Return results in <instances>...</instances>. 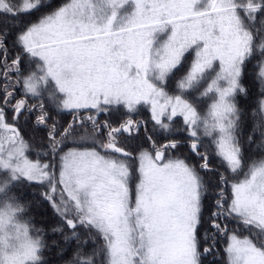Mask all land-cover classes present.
Masks as SVG:
<instances>
[{"label": "rangeland", "instance_id": "374dc122", "mask_svg": "<svg viewBox=\"0 0 264 264\" xmlns=\"http://www.w3.org/2000/svg\"><path fill=\"white\" fill-rule=\"evenodd\" d=\"M36 3L25 2L20 13L28 15ZM9 10L8 3L0 0V15ZM11 14L9 18H20ZM21 19L15 23L14 39L31 64L37 59L35 68L40 73L25 80L28 94L51 97L50 89L55 87L62 110L85 115L75 124L83 126L76 136L88 143L91 138L99 140L104 150H68L58 168L32 160L26 140L7 120L9 112L12 121L25 114L55 128L60 118L43 114L40 104L34 105L35 111L38 108L34 115L27 114L29 102L7 98L0 102V167L44 184V195L70 226L99 230L104 264H199V207L203 188L211 192L209 181L202 180L208 168L198 151L200 132L214 140V156L232 173L241 174L245 165L246 148L242 141H234L231 117L233 99L237 94L247 96L240 82L252 43L240 7L233 0H67L60 6L52 4L36 19ZM257 62L259 57L250 58L247 70ZM186 67L189 72L183 84ZM259 67L264 82V59ZM207 71L214 75L198 85ZM171 76L177 80V84L171 81L174 92L167 86ZM194 90L204 91L207 97L199 101L204 103L199 110L191 104ZM260 105L264 109V97ZM2 106L9 109L7 116ZM107 108L126 112L132 119L110 126L105 119L112 115L103 116ZM200 109L207 116L200 115ZM144 117L159 129L165 121L176 119L189 125L190 140L182 142L191 143V148L174 140L151 149V143L132 146L139 143L131 139L141 126L148 127ZM86 120L92 127L84 125ZM51 137L59 139V134L53 132ZM181 154L196 160L197 172L179 158ZM251 166L242 174L244 179L231 184L232 211L253 224L254 240H258L231 232L224 240L227 264H264V163ZM13 207L0 208V264H33L40 244ZM228 231L222 229L221 235Z\"/></svg>", "mask_w": 264, "mask_h": 264}, {"label": "trees", "instance_id": "16d2710c", "mask_svg": "<svg viewBox=\"0 0 264 264\" xmlns=\"http://www.w3.org/2000/svg\"><path fill=\"white\" fill-rule=\"evenodd\" d=\"M3 1L8 3L10 10L8 13L0 15L2 21L0 30L3 28L0 32V102L3 103L7 98H18L19 100L29 102V105H31V108L26 111L27 114L33 113L34 115L38 110V108H36L37 110L35 111L34 105L40 104L45 109L43 110L42 107L39 108L40 111H44L43 114H47L58 120L60 118L59 122H55L59 127L55 128L53 124H42L41 119L37 123L35 121L37 116L31 117L29 115L26 117L24 111L19 115L20 117L24 114V117L19 118L17 121H12L9 112L7 120H9L11 124L16 125L20 136L22 139L26 140L29 157L32 160L37 159L48 163L50 162L55 168H58L61 164L60 162H62L61 157L63 158L64 152L68 150L93 148L102 152L104 150L100 147L102 143L98 144L96 142L99 140L95 141L94 138H91L92 140L88 143L85 142L84 139L79 138V136H76L77 133L82 132L83 126L77 128L75 124L78 120L82 122V118L85 115L80 113L67 114L68 111L62 110L60 103L57 102L60 100H58L59 95L55 87H51L50 89L53 93L51 97H48V93L36 96L31 95L32 93L28 94L25 80L32 76L36 79L40 75L35 68L37 59H33L34 61L31 64L28 55L24 53V49L19 44L18 40L14 39L15 35H17L16 31L18 30V26L15 27V23L18 20L23 22L21 18L24 17L36 19L40 15L48 12L52 4L54 6H60L67 0ZM233 1H235L236 7H240V16H242L243 19L242 25L244 29L250 33L252 38L250 52L248 54L249 60L248 63L244 65L246 71L240 82L242 86H246L247 96L245 95L246 97L240 98L241 96L237 94L233 99V105L237 114L235 116L234 112L231 115L235 121L234 128L232 127L234 141L235 143L236 140L237 142L242 141L243 146L246 148L244 155L245 165L241 167V174L238 171L232 173L226 165L222 164L218 156H214L212 152V142H214V140L211 142L208 134L200 132V140L202 143L200 147L198 145V151L203 157L202 162H204L208 168L202 180L205 178L206 181H209V189L211 192L206 193L205 188L202 186L204 199H201L198 227L196 231L199 264H227V244L224 240L231 232L249 236L253 241L258 240L257 238L254 240L255 235L253 233V226H251L253 224H246L247 222L243 217L239 218L232 211L233 197L231 184L235 181L244 179V177L242 178L241 176L245 173L244 171L251 170L252 166L249 167L250 164L259 165L264 163V109L260 105L264 97V82L260 79L259 67L260 62L264 59V0ZM25 2H37L36 4L38 6L36 5L37 8L28 12V15H26L20 13ZM12 12L18 14L20 18H9L10 15L12 17ZM7 17L8 19H5ZM11 25H13V27H11ZM257 57H259V62L252 64L250 69L247 70L250 58L253 59ZM7 59L8 63L5 62ZM186 71L187 67L184 68L182 72ZM188 72L184 73L181 78L183 84V78ZM213 75L212 71H207L199 80L198 85L200 83H206ZM172 80L177 84L176 77L171 76L167 86L174 92V83H171ZM47 89L48 87L45 88V90ZM193 89L196 88L193 87ZM193 92H195V94L197 92V95L194 94L191 104L199 110V108H201L200 106L204 104L199 103V101H203L207 97H203L204 91L194 90ZM52 98H55V100H51ZM4 110L5 116H7V111L9 109L4 108ZM107 110L108 114L104 112L103 116L112 115L105 119L110 126H113L114 123L118 124L119 121H123L126 118L132 119V116L128 117L129 114L126 112L115 113L109 108H107ZM199 113L202 116H207L202 109H200ZM142 114L144 115V113ZM202 116L201 118L205 119ZM104 118L101 119L102 122H104ZM144 118L145 119H141L145 127L146 125L148 127L143 130L140 125V133L131 139V142H139L132 145L136 148H138V146L143 148L151 143L149 147L151 149V147L154 148L153 146L155 144L166 143L168 140H174L176 142L190 140L188 137L190 130L189 125L178 122L177 119L174 121H165L164 126L159 129L152 125L153 121L146 117ZM85 123L86 124H84L83 121V124L88 128L92 127L91 122L88 120H86ZM138 124L140 123L138 122ZM60 125L63 126L65 131L62 130L63 128L59 129ZM73 125L74 127H70ZM73 130L76 131L73 133ZM89 131L92 134V131ZM53 132L59 134V139L54 140L51 137V133ZM214 135L215 132H213L211 136ZM94 136L91 135V137ZM49 138L53 140L50 141L48 140ZM55 143L60 144L58 146ZM180 144L186 147L187 150L189 147L191 148V143L188 145L186 141ZM209 149H211L210 152ZM192 153L194 154V151H192ZM106 155L108 156V154ZM120 156L117 159L120 160ZM191 156L193 155L191 154ZM179 158L192 165L196 172L198 171L196 160L186 157L185 154H181ZM135 171L136 169H134V172ZM45 188V185L41 184V182H34L16 176L13 171L5 170L0 167V208L9 205L12 207L15 206L16 208H13L16 210L17 218L22 223L27 224L30 230V236L39 242L40 248L38 251V258L33 264H104V254L101 253V248L104 247V240L101 237L102 233L92 226L85 229H82L80 226H70L60 214L54 211L48 197L44 195ZM221 201L222 207L218 208L221 205ZM218 209L222 210V213L219 215ZM215 210L216 213L213 214ZM221 218L222 220L220 221ZM215 222L218 225L220 224V226L222 225V227L218 228ZM237 222L240 223L237 224ZM226 228L229 229L227 234L225 236L221 235L222 229ZM92 236L97 239V242L92 239ZM206 249H208V251H206Z\"/></svg>", "mask_w": 264, "mask_h": 264}]
</instances>
